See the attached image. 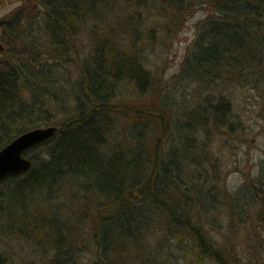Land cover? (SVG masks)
Returning <instances> with one entry per match:
<instances>
[{"label":"trees","instance_id":"trees-1","mask_svg":"<svg viewBox=\"0 0 264 264\" xmlns=\"http://www.w3.org/2000/svg\"><path fill=\"white\" fill-rule=\"evenodd\" d=\"M202 5L213 11L169 81L163 53ZM33 7L0 23L16 49L0 61V150L60 131L0 183V264L13 242L44 264H264V152L228 182L242 170L231 151L264 133V0Z\"/></svg>","mask_w":264,"mask_h":264},{"label":"rangeland","instance_id":"rangeland-1","mask_svg":"<svg viewBox=\"0 0 264 264\" xmlns=\"http://www.w3.org/2000/svg\"><path fill=\"white\" fill-rule=\"evenodd\" d=\"M34 1L35 0H0V20L5 19L13 12L22 9L26 14L38 12V9L33 7ZM212 11L213 8L207 5H202L201 7L197 8L194 14L182 23L181 31L175 38L174 43L171 44L167 48V51L163 53L164 57L168 61V66L165 73L166 79H168L169 81H171L177 74H179V72H181L183 61L187 55L189 47L192 45L197 36L198 25L201 22L205 21L209 17V15H211ZM1 35L2 33L0 31V61H3L6 57L16 52V49L12 52H9L7 38L5 37V39ZM83 39L88 40V34H86ZM154 59V61L159 63L157 58ZM250 98H253V96L250 95ZM249 100L251 104H254V102L256 101L255 99L253 100L254 102L251 99ZM241 101L243 100L241 99ZM246 116L248 122L256 123V119L252 116L251 110L247 112ZM250 139V144H248L247 146H242L241 148L239 147L236 149V151H231V153L229 154V156H232L236 155L237 152V155H239L237 157H239V159H241L242 161V163H240V169H242L241 171H239L238 173H229L230 178L228 182L231 188H237L241 184L243 175L248 174L251 170L255 172H258L259 170V164L263 158L264 152V133L260 132L258 137H252ZM230 162L232 163V161ZM231 171L236 170L233 168ZM243 172L248 173L243 174ZM250 238L251 236H248V239ZM242 246L240 247L241 249ZM5 250L6 254L11 258L13 264H44V261L35 253H33L30 250V247L26 246L22 242H13L12 244L8 243Z\"/></svg>","mask_w":264,"mask_h":264},{"label":"water","instance_id":"water-1","mask_svg":"<svg viewBox=\"0 0 264 264\" xmlns=\"http://www.w3.org/2000/svg\"><path fill=\"white\" fill-rule=\"evenodd\" d=\"M55 127L40 128L15 138L0 150V183L9 177L28 173L32 162L25 157V152L55 135Z\"/></svg>","mask_w":264,"mask_h":264},{"label":"bare ground","instance_id":"bare-ground-1","mask_svg":"<svg viewBox=\"0 0 264 264\" xmlns=\"http://www.w3.org/2000/svg\"><path fill=\"white\" fill-rule=\"evenodd\" d=\"M6 18H7V17H6ZM6 18H5V19H6ZM5 19L0 20V23H1L3 20H5ZM2 37L5 38V36H2ZM49 127H55V128L57 129V132L55 133V135H54L53 137H51L50 139H48L47 141H45V142H43V143H41V144H39V145H36V146L30 148L29 150H27V151L25 152V157H26L27 159H29V160L32 162V168H33V161H32V159L30 158V154H29L30 151L36 149L37 147H39V146L45 144L46 142H48L49 140L53 139V138L57 135V133L60 131V129H59L58 127H56V126H48V127L34 128V129H31V130L26 131V132H29V131H33V130H36V129H40V128H49ZM26 132L20 134L19 136L25 134ZM19 136H17V137H19ZM17 137H16V138H17ZM13 140H14V139H13ZM13 140H12V141H13ZM9 143H10V142H9ZM9 143H8V144H9ZM5 146H6V145H5ZM5 146H4V147H5ZM4 147H3V148H4ZM3 148H2V149H3ZM2 149H1V150H2ZM32 168H31V169H32ZM26 174H27V173H26ZM23 175H24V174H23Z\"/></svg>","mask_w":264,"mask_h":264}]
</instances>
